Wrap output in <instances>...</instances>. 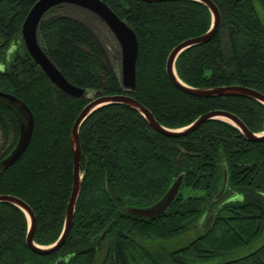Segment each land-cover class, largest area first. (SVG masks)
Segmentation results:
<instances>
[{"label": "trees", "instance_id": "trees-1", "mask_svg": "<svg viewBox=\"0 0 264 264\" xmlns=\"http://www.w3.org/2000/svg\"><path fill=\"white\" fill-rule=\"evenodd\" d=\"M38 1L0 0V91L23 101L35 121L26 153L0 170V196L20 198L31 207L34 242L49 247L63 233L72 194L75 122L93 99L128 93L101 39L74 13L93 15L70 5L44 16L38 39L66 79L93 95L73 98L51 83L22 40L24 22ZM103 1L137 35V88L131 96L160 125L178 130L210 112L227 111L250 131L264 132L260 102L237 96L197 98L179 90L167 75L170 53L212 28L206 5ZM212 1L220 11V29L210 42L179 56L178 77L196 89L243 86L264 94V0ZM19 133L17 112L0 100V163L15 148ZM79 139L83 184L67 242L51 255L35 254L26 243V214L0 203V264H264V243L239 256L264 234V142H249L220 120L187 137L169 138L136 110L117 104L92 114ZM225 169L227 189L216 201ZM180 176L181 191L164 214L143 219L124 212L152 206ZM186 190L201 195L185 196ZM198 231L193 240L186 238ZM178 240L190 242L168 248Z\"/></svg>", "mask_w": 264, "mask_h": 264}, {"label": "water", "instance_id": "water-1", "mask_svg": "<svg viewBox=\"0 0 264 264\" xmlns=\"http://www.w3.org/2000/svg\"><path fill=\"white\" fill-rule=\"evenodd\" d=\"M147 3L170 2L179 0H141ZM206 5L213 16V25L210 31L205 35L187 40L178 45L169 55L166 65V72L170 81L181 91L197 98H214L225 96L245 97L256 100L264 105V94L243 86H227L220 88L196 89L184 84L177 75L175 64L179 56L195 46L210 42L218 33L221 26V15L218 7L212 0H193ZM70 5L85 11H88L102 22L112 33L119 46L120 56V77L123 89L128 94L113 96H102L92 100L82 111L71 131V145L74 156L73 168V189L67 206L64 230L59 240L49 246L44 247L34 242V232L36 229V218L31 207L22 199L14 196H0V203H9L20 208L28 217L29 233L26 243L31 251L37 255L48 256L59 251L67 242L73 227L74 216L78 200L82 190L83 175L81 165V147L79 133L82 124L96 111L108 105H124L139 112L149 123V125L160 134L169 138L187 137L201 128L209 121L220 120L227 122L241 131L249 142H264V132L254 133L250 131L243 121L236 115L227 111H213L199 117L191 125L178 130L168 129L158 123L153 114L134 99L131 94L135 93L137 88L136 65L138 58V39L135 31L121 19L103 0H39L29 12L23 28L22 40L28 53L36 64L43 70L53 85L65 94L78 99H87L90 97L88 90L77 87L70 83L61 71L56 67L48 54L43 49L38 39V29L44 16L52 9ZM1 68V67H0ZM0 100L9 104L16 112L19 118L20 133L19 139L7 158L0 163V170L6 171L16 164L28 150L35 129L34 115L29 107L18 98L0 91ZM183 185V176H180L172 185L166 195L158 202L147 208L130 207L124 212L130 216L153 219L167 212L175 202ZM228 185V172L224 171V184L216 197L220 200L226 192ZM62 264V262H58ZM65 264V261H63Z\"/></svg>", "mask_w": 264, "mask_h": 264}, {"label": "rangeland", "instance_id": "rangeland-1", "mask_svg": "<svg viewBox=\"0 0 264 264\" xmlns=\"http://www.w3.org/2000/svg\"><path fill=\"white\" fill-rule=\"evenodd\" d=\"M257 8L259 11L261 10V7L259 4H257ZM74 14L77 15L78 17H81L83 20H85L91 26L93 31L101 39L102 44L106 47V50L108 52V55H109V58H110L112 64L120 70L119 46H118L116 39L114 38L112 33L108 30V28L94 16H89L88 14L86 15L85 13H82L80 11H75ZM92 95H93V93L90 92V96H92ZM0 144L3 145L2 140L0 141ZM184 195L185 196H198V195H201V192L200 191L186 190V191H184ZM202 230H203V227L201 226L199 231H202ZM199 231L198 232H191L186 238L190 240V238H192L195 234L200 233ZM194 238H196V236H194L192 238V240ZM183 241L184 242L187 241L186 243H188L191 240L190 241L183 240ZM184 242H182L180 240L173 241V242H169L167 244V246L170 249H175L176 247L181 245V243H184ZM263 243H264V234L251 247L247 248L246 250L241 251L239 256H244V255H247V254L253 252L257 248H259Z\"/></svg>", "mask_w": 264, "mask_h": 264}]
</instances>
